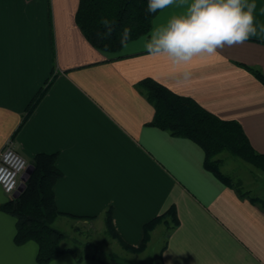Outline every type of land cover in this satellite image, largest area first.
Returning <instances> with one entry per match:
<instances>
[{"label":"crops","instance_id":"crops-1","mask_svg":"<svg viewBox=\"0 0 264 264\" xmlns=\"http://www.w3.org/2000/svg\"><path fill=\"white\" fill-rule=\"evenodd\" d=\"M79 2L0 0V152L11 139L30 165L40 153L56 154L58 229L96 220L107 233L111 209L120 237L138 247L145 224L173 206L177 221L164 219L150 231L148 247L159 238L161 264H264V205L208 170L194 140L153 125L154 105L138 87L151 77L238 121L264 154V83L253 72L264 74V0H255L256 35L217 56L194 58L190 79L180 85L170 63L144 45L187 2L160 10L149 34L116 53L83 34ZM23 187L10 195L0 185V205ZM16 223L0 208V264L111 263L90 252V242L80 244L82 251L62 243L65 252L39 263L36 241L15 242Z\"/></svg>","mask_w":264,"mask_h":264},{"label":"trees","instance_id":"trees-1","mask_svg":"<svg viewBox=\"0 0 264 264\" xmlns=\"http://www.w3.org/2000/svg\"><path fill=\"white\" fill-rule=\"evenodd\" d=\"M147 5L148 0H80L76 20L92 45L102 51L116 53L124 47L120 43V35L125 28L131 30L128 42L149 34L153 20L160 10L154 14L149 13ZM102 18L114 21V30L107 39L97 36V32L105 31L101 24ZM253 72L264 83V74L259 70ZM138 87L154 105L152 124L174 136L190 138L198 143L205 151V167L222 181L235 186L231 177L221 171L220 160L217 158L218 154L226 150L264 171V154L252 146L238 121L218 117L194 98L178 94L151 77L142 79ZM45 90L43 88L32 101L29 112ZM61 174L56 165V154H38L23 189L17 196L0 205L1 209L17 218L15 242L19 245L29 240L38 243L36 259L39 263H48L66 251L62 246L65 233L53 225L54 220L62 213L57 207L54 194V184ZM237 190L241 195H247L240 189ZM251 199L258 201L253 197ZM164 217H171L174 223L177 221L173 206L145 224L144 239L141 245L135 247L118 234L110 209L106 216L107 233L119 239L123 247L142 251L150 239V231Z\"/></svg>","mask_w":264,"mask_h":264},{"label":"clouds","instance_id":"clouds-1","mask_svg":"<svg viewBox=\"0 0 264 264\" xmlns=\"http://www.w3.org/2000/svg\"><path fill=\"white\" fill-rule=\"evenodd\" d=\"M186 2L184 13L155 27L144 45L150 56L166 59L175 69L177 85L190 79L187 66L194 58L217 56L219 50L243 43L257 33L255 0H181ZM175 3L176 0H148L147 11L154 14ZM101 24L105 31L97 32V36L107 39L114 30V21L102 18ZM130 35L129 28L122 31V46H127Z\"/></svg>","mask_w":264,"mask_h":264},{"label":"rangeland","instance_id":"rangeland-1","mask_svg":"<svg viewBox=\"0 0 264 264\" xmlns=\"http://www.w3.org/2000/svg\"><path fill=\"white\" fill-rule=\"evenodd\" d=\"M217 158L220 160L221 171L231 177L236 188L264 205V171L227 150L218 154ZM168 218L166 219L169 223L171 217ZM62 231L65 233V239L62 242L64 245L67 243L76 250L82 251L83 247L80 244L90 242L93 247L90 248V252L95 251L106 257L108 261H111L110 264H161L158 259L159 238H156L149 247L147 243L144 250L134 251L123 247L119 239L101 231L96 220H90L88 224L71 225Z\"/></svg>","mask_w":264,"mask_h":264},{"label":"built area","instance_id":"built-area-1","mask_svg":"<svg viewBox=\"0 0 264 264\" xmlns=\"http://www.w3.org/2000/svg\"><path fill=\"white\" fill-rule=\"evenodd\" d=\"M29 165L10 139L0 152V185L6 193L13 195L19 190L21 178Z\"/></svg>","mask_w":264,"mask_h":264},{"label":"water","instance_id":"water-1","mask_svg":"<svg viewBox=\"0 0 264 264\" xmlns=\"http://www.w3.org/2000/svg\"><path fill=\"white\" fill-rule=\"evenodd\" d=\"M32 170H33V165H29L28 169H27L26 172H25L26 174H25V177H24V181H25V179H27V177L31 174ZM24 185H25L24 182H22L21 185H20V188H19V189H21ZM18 192H19V191H17V193H18Z\"/></svg>","mask_w":264,"mask_h":264}]
</instances>
